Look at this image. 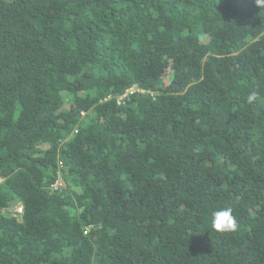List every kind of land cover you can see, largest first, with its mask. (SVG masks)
<instances>
[{"label":"trees","instance_id":"1","mask_svg":"<svg viewBox=\"0 0 264 264\" xmlns=\"http://www.w3.org/2000/svg\"><path fill=\"white\" fill-rule=\"evenodd\" d=\"M0 264H264V0H0Z\"/></svg>","mask_w":264,"mask_h":264},{"label":"clouds","instance_id":"2","mask_svg":"<svg viewBox=\"0 0 264 264\" xmlns=\"http://www.w3.org/2000/svg\"><path fill=\"white\" fill-rule=\"evenodd\" d=\"M211 226L218 232L234 231L237 222L230 208H220L212 213Z\"/></svg>","mask_w":264,"mask_h":264},{"label":"built area","instance_id":"3","mask_svg":"<svg viewBox=\"0 0 264 264\" xmlns=\"http://www.w3.org/2000/svg\"><path fill=\"white\" fill-rule=\"evenodd\" d=\"M134 92H142V90H140L138 87L136 86H132L130 87L129 89H127V91L125 92V94H123L121 97H119V101L124 98L127 94H131V93H134ZM21 208H18V210H20Z\"/></svg>","mask_w":264,"mask_h":264}]
</instances>
